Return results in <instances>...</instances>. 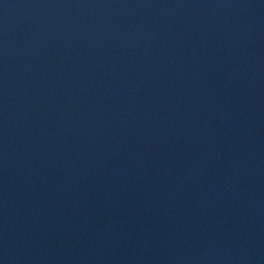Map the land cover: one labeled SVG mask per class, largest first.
Returning a JSON list of instances; mask_svg holds the SVG:
<instances>
[{
    "label": "water",
    "instance_id": "water-1",
    "mask_svg": "<svg viewBox=\"0 0 264 264\" xmlns=\"http://www.w3.org/2000/svg\"><path fill=\"white\" fill-rule=\"evenodd\" d=\"M0 264H264V0H0Z\"/></svg>",
    "mask_w": 264,
    "mask_h": 264
}]
</instances>
